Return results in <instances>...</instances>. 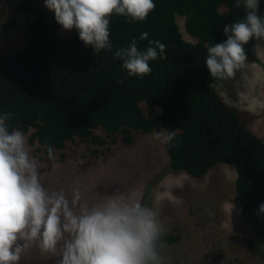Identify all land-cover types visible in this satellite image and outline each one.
Here are the masks:
<instances>
[{
  "label": "trees",
  "instance_id": "obj_1",
  "mask_svg": "<svg viewBox=\"0 0 264 264\" xmlns=\"http://www.w3.org/2000/svg\"><path fill=\"white\" fill-rule=\"evenodd\" d=\"M154 3L144 21L111 16V52H93L75 28L67 36H57L54 13L46 22L30 5L24 46L0 53V112H10L11 128L27 133V143H38L44 153L49 146L54 151L63 148L74 137L102 146L106 140L94 133L96 128L111 141L120 132L125 145L132 141L131 130L175 131L173 141L163 144L166 171L201 177L217 163L232 164L240 218L264 239V213L259 212L264 204V141L218 96L212 86L217 78L210 76L205 64L207 47L226 39L224 26L242 19L244 9L235 6L236 0ZM259 14L264 15V0ZM176 15L183 16V28L194 42L181 37ZM143 32L148 33L147 40L139 39ZM133 38L141 49L149 40L166 46L163 58L150 61L152 71L143 77L128 76L122 60L113 58ZM254 40L244 46L246 52ZM140 101L147 110L159 106V111L145 116ZM179 237L177 230H166L162 243L170 245Z\"/></svg>",
  "mask_w": 264,
  "mask_h": 264
},
{
  "label": "clouds",
  "instance_id": "obj_2",
  "mask_svg": "<svg viewBox=\"0 0 264 264\" xmlns=\"http://www.w3.org/2000/svg\"><path fill=\"white\" fill-rule=\"evenodd\" d=\"M44 5L64 30L75 28L93 52L113 50L111 16L144 21L156 7L154 0H44ZM235 6L243 7V18L226 24V39L207 47L205 64L213 78L233 77L246 66L244 46L253 39L264 41L260 0H236ZM139 39L147 40L148 33ZM165 47L159 40H149L141 49L133 38L113 58L122 60L128 76L143 77L152 71L150 61L163 58ZM11 118L10 112H0V264H19L33 246L55 255L58 245L56 264H166L162 243L166 229L156 210L131 194L113 192L89 202L79 188L69 196L63 188L45 187L27 138L11 128ZM176 135L156 132L154 139L169 144ZM47 151L53 158L54 149L49 146ZM173 202L182 203L179 198ZM259 212L264 213V204Z\"/></svg>",
  "mask_w": 264,
  "mask_h": 264
},
{
  "label": "rangeland",
  "instance_id": "obj_3",
  "mask_svg": "<svg viewBox=\"0 0 264 264\" xmlns=\"http://www.w3.org/2000/svg\"><path fill=\"white\" fill-rule=\"evenodd\" d=\"M30 5L50 22L54 12L45 7L44 0H0V53L16 52L24 46L27 20L32 15ZM175 22L181 37L194 42L183 28V16L176 15ZM54 32L59 37L68 35V30L59 24ZM246 55L245 68L231 78H217L212 86L227 105L239 111L236 113L240 121L264 141V41L254 40ZM139 106L148 117L159 111V106L147 110L142 101ZM93 131L106 140L104 145L74 137L55 150L51 159L43 146L28 143L45 187L63 188L69 196L73 188H79L89 202L113 192L140 198L158 212L167 231L180 233L177 242L163 245L166 264H264V239L239 215L232 164L217 163L201 177L166 171L168 159L163 144L154 139V133L165 132L163 128L149 133L131 130L128 145L120 141V132L111 141L102 129ZM158 173L161 174L154 178ZM176 198L182 203L175 204ZM59 253V245L55 255L33 246L19 264H56Z\"/></svg>",
  "mask_w": 264,
  "mask_h": 264
}]
</instances>
